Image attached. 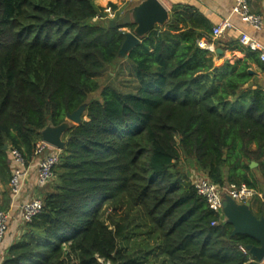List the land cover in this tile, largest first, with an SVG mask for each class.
Instances as JSON below:
<instances>
[{
	"label": "trees",
	"instance_id": "16d2710c",
	"mask_svg": "<svg viewBox=\"0 0 264 264\" xmlns=\"http://www.w3.org/2000/svg\"><path fill=\"white\" fill-rule=\"evenodd\" d=\"M109 20L96 0H0L1 182L10 150L31 162L41 131L86 106L4 264H249L240 247L258 243L232 235L191 171L264 195L259 53L213 40L210 23L183 8L120 58L126 35ZM226 51L243 58L217 65ZM252 211L264 215V197Z\"/></svg>",
	"mask_w": 264,
	"mask_h": 264
},
{
	"label": "built area",
	"instance_id": "2783aa9c",
	"mask_svg": "<svg viewBox=\"0 0 264 264\" xmlns=\"http://www.w3.org/2000/svg\"><path fill=\"white\" fill-rule=\"evenodd\" d=\"M232 14L238 17L243 23L249 25L256 31L264 30V17L255 14L251 10L249 0H234ZM234 29V24L226 19L213 28V40L221 39L228 31ZM239 43L242 47L252 52L261 53V61L264 62V46L247 33H241ZM200 47L210 52H215L213 43L200 42ZM62 151L51 146L41 139L35 149L31 162H27L25 156L16 149L9 151V160L12 169L10 180L11 194L16 197L21 195L27 180L30 177L31 169L36 168L38 185L45 187L55 178V171L60 164ZM199 196L205 198L208 206L216 214L223 216V200L225 196L231 197L238 204L252 202L260 193L247 185L220 187L211 182L207 177L202 176L193 182ZM43 208L41 199H32L22 205V221L30 222ZM11 215L8 211L0 210V243L9 232ZM214 225V224H213ZM244 254H249L246 247H240Z\"/></svg>",
	"mask_w": 264,
	"mask_h": 264
},
{
	"label": "crops",
	"instance_id": "0c3cea01",
	"mask_svg": "<svg viewBox=\"0 0 264 264\" xmlns=\"http://www.w3.org/2000/svg\"><path fill=\"white\" fill-rule=\"evenodd\" d=\"M147 0H96V4L101 9H104L105 13L110 19H116L117 13L121 12V19L125 13L131 9L139 6ZM165 9L169 12L171 17L173 10H181L183 8H190L200 14V16L207 20L214 28L220 24L223 20H230L234 24V29L228 31L222 38L224 42L228 43L232 40L239 41L241 33H247L251 37L258 40L264 46V30L256 31L249 25L243 23L238 17L232 14L234 7V0H157ZM251 10L255 14L262 15L264 17V0H249ZM111 5L117 7V11L111 8ZM118 19V20H119ZM130 29L128 28V31ZM261 53H259L260 57ZM243 55L239 52L226 51L224 58L217 60V65H222L226 60L234 61L242 59ZM261 59V58H260ZM264 64V62H263ZM253 71L256 74V81L258 84L264 87V71L259 65H253ZM262 188L264 189V180L262 181ZM46 187V186H45ZM38 185V175L36 168L31 169L30 177L27 180L25 187L21 195L14 197L10 191V182L8 185H4L0 180V210L8 211L11 215L10 228L5 239L0 243V264H4L8 255L10 246L19 239L20 229L23 225L22 221V205L32 200L31 193H37L40 189ZM260 199L263 200L264 195L260 194ZM41 199V198H40ZM252 203V202H251ZM256 216V215H255ZM257 217V216H256ZM261 217H264L262 215ZM259 217V218H261ZM250 255L249 264H264V259L258 261Z\"/></svg>",
	"mask_w": 264,
	"mask_h": 264
},
{
	"label": "water",
	"instance_id": "95a60500",
	"mask_svg": "<svg viewBox=\"0 0 264 264\" xmlns=\"http://www.w3.org/2000/svg\"><path fill=\"white\" fill-rule=\"evenodd\" d=\"M169 20V12L157 0L143 2L125 13L119 20L110 19L108 21L110 28L119 27L124 30L130 25L135 27L133 30L125 32L126 40L120 51V58L126 57L156 27H165ZM217 53L222 54L223 51L219 49ZM85 108L86 106H83L75 113L68 115L66 122L58 127L52 125L46 127L41 131L43 141L64 151L66 142L63 137L73 126H78L82 123ZM5 150H8L7 145ZM250 167L255 169L258 167V163L252 162ZM223 216L226 219V223L233 226V236H247L258 243V245H248L246 248L253 258L262 261L264 259V217L258 218L253 214L252 203L238 204L231 197L225 196L223 200Z\"/></svg>",
	"mask_w": 264,
	"mask_h": 264
},
{
	"label": "rangeland",
	"instance_id": "374dc122",
	"mask_svg": "<svg viewBox=\"0 0 264 264\" xmlns=\"http://www.w3.org/2000/svg\"><path fill=\"white\" fill-rule=\"evenodd\" d=\"M122 31H124V32H129V31H131V30L128 31V28H126V29H124V30H122ZM123 65H124V64H123ZM113 73H114V71L111 70L110 74L114 76ZM128 75H129L128 72L125 71V72L123 73V75L120 76V80H118V83H120L121 86H123V85L126 83V81H128V79H129V77H130V76H128ZM101 81H102V82L107 81V80H106V76L103 77V78H101ZM120 84H119V85H120ZM202 176H203V175H201L200 173H198V172H196V171H194V170L191 171L192 182H196V180H197V179H200ZM263 180H264V179L261 178V182H262ZM48 186H49V185H48ZM48 186H46V187L43 188V189H40L37 193H34V195H33V193H31V196L33 197V199H40V198H41V197H40L41 194L48 190ZM223 217H224V216H223ZM224 220H225V222H226L225 217H224Z\"/></svg>",
	"mask_w": 264,
	"mask_h": 264
}]
</instances>
